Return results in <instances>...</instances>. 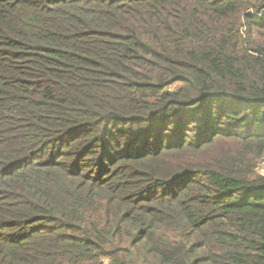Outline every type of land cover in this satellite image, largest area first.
<instances>
[{
    "label": "trees",
    "instance_id": "1",
    "mask_svg": "<svg viewBox=\"0 0 264 264\" xmlns=\"http://www.w3.org/2000/svg\"><path fill=\"white\" fill-rule=\"evenodd\" d=\"M264 0H0V264H264Z\"/></svg>",
    "mask_w": 264,
    "mask_h": 264
},
{
    "label": "rangeland",
    "instance_id": "2",
    "mask_svg": "<svg viewBox=\"0 0 264 264\" xmlns=\"http://www.w3.org/2000/svg\"><path fill=\"white\" fill-rule=\"evenodd\" d=\"M259 172H264V161L259 166Z\"/></svg>",
    "mask_w": 264,
    "mask_h": 264
},
{
    "label": "built area",
    "instance_id": "3",
    "mask_svg": "<svg viewBox=\"0 0 264 264\" xmlns=\"http://www.w3.org/2000/svg\"><path fill=\"white\" fill-rule=\"evenodd\" d=\"M263 161H264V158H263V160L261 161V163H262ZM261 163H260V164H261ZM260 164H259V166H260Z\"/></svg>",
    "mask_w": 264,
    "mask_h": 264
}]
</instances>
